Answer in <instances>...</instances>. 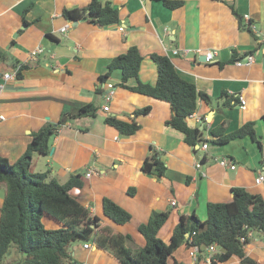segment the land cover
Returning <instances> with one entry per match:
<instances>
[{
  "label": "crops",
  "instance_id": "obj_1",
  "mask_svg": "<svg viewBox=\"0 0 264 264\" xmlns=\"http://www.w3.org/2000/svg\"><path fill=\"white\" fill-rule=\"evenodd\" d=\"M91 1L0 0V83H4L0 93V157L16 163L35 133L57 126L63 114L96 106V117L73 119L59 127L49 154L34 153L31 170L48 172L49 180L61 184L80 175L83 186L74 188L71 195L91 217L104 218L105 198L129 211V223L119 226L106 219L105 224L117 233L130 235L128 247L133 251L144 248L146 240L139 227L155 212L170 214L158 234L169 243L180 216L195 214L205 221L208 204L231 202L235 188L264 200V181L256 184L259 175L264 176V0H182L185 5L176 10L154 0H102L119 10L120 23L107 27L88 20L75 25L63 17L64 9L86 7ZM231 6L245 24L249 16L252 32L241 28ZM65 27L64 33L61 30ZM38 47L44 52L33 60L31 52ZM131 47L145 55L139 73L143 83L155 85L158 80L157 65L150 54H165L183 79L210 96L211 102L200 100L197 111L187 119L204 140L198 154L185 143L181 132L167 126L172 116L168 103L119 87L118 70L106 83L101 82L112 59ZM234 51L239 58L232 62ZM251 51V65L235 64ZM209 52L214 53L212 63L204 60ZM18 65L26 67L21 76L4 81L3 74ZM111 86L115 94L107 104L105 94ZM224 94L234 98L231 107L223 106ZM240 97L246 100L245 109ZM107 105L109 111L103 109ZM147 106L152 108L148 115L134 116L135 111ZM109 116L135 120L141 128L135 135L123 137L105 123ZM249 122L256 123L262 148L249 137L223 145L215 142L213 130L218 126L226 123V133H231ZM205 143L207 149L202 148ZM152 148L167 166L163 177L142 170ZM223 158H229L237 169L221 165ZM90 168L96 174L88 178ZM131 188L136 191L134 196L128 194ZM6 191L2 184L0 220ZM48 218L43 217L48 229L60 227ZM86 243L90 249L84 248ZM244 250L247 257L264 264V234L253 232ZM188 251L182 245L169 263L188 264ZM70 252L72 260L65 264H118L94 242L75 243ZM208 254L204 253L199 264H211ZM223 264L242 263L233 257Z\"/></svg>",
  "mask_w": 264,
  "mask_h": 264
},
{
  "label": "trees",
  "instance_id": "obj_2",
  "mask_svg": "<svg viewBox=\"0 0 264 264\" xmlns=\"http://www.w3.org/2000/svg\"><path fill=\"white\" fill-rule=\"evenodd\" d=\"M154 1L162 2L171 10L185 5L182 0ZM231 8L241 28L252 32L249 24L243 22V17L233 6ZM63 17L71 22L88 20L99 27L120 23L119 10L111 2L102 0H92L88 6L82 8L64 9ZM48 37L54 40L52 35ZM252 53L246 52L243 56ZM237 54L234 51L232 62L239 58ZM150 58L158 69L155 85L143 83L139 78L145 55L137 47H131L126 53L112 59L108 72L100 78L101 82L106 83L111 74L118 70L121 72L119 87L168 103L172 116L166 122L167 126L181 132L185 143L198 154V146L204 140L201 131L191 128L187 119L197 111L200 100L210 103L211 98L199 91L194 83L183 79L167 55L152 53ZM25 68L22 66L20 72ZM20 76L21 74L18 75ZM130 81H134L135 85L131 86ZM224 98L223 106L231 107L234 98L227 94H224ZM151 109L147 106L137 110L134 116H146ZM98 111L96 106L87 105L75 112L63 114L57 126H46L33 135L27 151L14 164L0 157V186L5 184L7 187L1 209L0 264H65L72 260L71 245L78 242H94L113 255L118 264H170V258L182 245L188 248L199 247L200 262L207 248L214 245L217 252L212 254L211 264H223L233 257L239 258L242 264H258L245 254L244 248L250 239L242 242L241 237H247L249 232L264 234V200L245 189L235 188L231 202L209 203L208 218L205 221L195 214L180 216L169 243L159 238L158 234L167 224L170 214L153 213L149 221L139 227V232L146 240L144 248L133 251L128 247L132 241L130 235L117 233L105 224L106 219L119 226L129 223L132 219L129 211L105 198L104 218L91 217L89 210L71 195L74 188L83 186L80 175L71 176L65 184H61L56 180H49L48 172H32L34 153L49 154L51 140L59 127L73 119L96 117ZM262 122L264 124V114ZM105 123L123 137L133 136L141 128L135 120L126 122L115 116L107 117ZM226 129L225 123L213 130L217 144L223 145L249 137L260 145L255 122H249L231 133H226ZM202 162L204 161L201 160ZM142 170L146 174L163 177L167 166L161 154L152 148ZM135 192L131 188L128 194L134 196ZM45 216L57 222L60 227L48 229L43 223ZM9 254L11 255L6 262ZM174 264L181 263L175 261Z\"/></svg>",
  "mask_w": 264,
  "mask_h": 264
},
{
  "label": "built area",
  "instance_id": "obj_3",
  "mask_svg": "<svg viewBox=\"0 0 264 264\" xmlns=\"http://www.w3.org/2000/svg\"><path fill=\"white\" fill-rule=\"evenodd\" d=\"M245 19H246V21H247V24H249L250 29H253V28H254L253 25H252L250 22L248 23V21H249V16H246ZM67 29H68V27H65V28H63L61 31L65 33ZM119 30H120L121 32H124L125 28H124L123 26H120ZM43 52H44V48H43V47H38V48L34 49V50L31 52V58H32L33 60H36L37 57H38L40 54H42ZM213 57H214V53H213V52H209V53L206 55V62H207V63H212V61H213ZM253 62H254V57H253V55H248V56H246L245 59H240V60H238L237 62H235V64H236L237 66H241V65H244V64L251 65ZM22 66H23V65H18V66H16L12 71H10V72H6L5 74H3L2 79H3L4 81H9V80H13V79L18 78V75H19V72H20ZM3 88H4V83H0V93L3 91ZM114 94H115V89H114L113 86H111V87L108 89L107 93L105 94V100H106L107 104L110 103V102L112 101V99H113V97H114ZM240 102H241V104H242V108L245 109V108H246V100L244 99V97H240ZM103 109H104L105 111H109V107H108V105L105 106V107H103ZM191 116H192V115H191ZM191 116H190V117H191ZM202 148H203V149H207V148H208V144L205 143V144L202 146ZM221 165H223V166H225V167H227V168H230V169H232V170L237 169V165H236L234 162H232L229 158H223V159L221 160ZM197 166H198V167L201 166L200 162L197 163ZM93 174H96V173H95V171H94L93 168H90V169L88 170L87 174H86V177L89 178V177H91ZM263 181H264V176H263V175H259V177L256 179V184H260V183H262ZM172 204L175 205L176 202L174 201ZM252 236H253V232H249L247 237H241V241H242V242H245V241L247 240V238H248V239H251ZM84 248H85V249H90V248H91V245H90L89 243H86V244L84 245ZM207 251L209 252L207 258H208V260H210L211 257H212V254H214V253L217 252V248H216V246L212 245V246H210L209 248H207ZM188 254H189V259H190V261H189L188 264H199V263H200V259H199L200 249H199V247L195 246V247H191V248H189Z\"/></svg>",
  "mask_w": 264,
  "mask_h": 264
},
{
  "label": "rangeland",
  "instance_id": "obj_4",
  "mask_svg": "<svg viewBox=\"0 0 264 264\" xmlns=\"http://www.w3.org/2000/svg\"><path fill=\"white\" fill-rule=\"evenodd\" d=\"M48 219L52 220L51 218H48ZM46 221H47V220H46ZM52 221H54V220H52ZM54 223H56V222L54 221ZM10 255H11V254L8 255V257H7V259H6V262H8Z\"/></svg>",
  "mask_w": 264,
  "mask_h": 264
},
{
  "label": "water",
  "instance_id": "obj_5",
  "mask_svg": "<svg viewBox=\"0 0 264 264\" xmlns=\"http://www.w3.org/2000/svg\"><path fill=\"white\" fill-rule=\"evenodd\" d=\"M77 23H78V22H75L74 24L77 25ZM204 60H206V59H204Z\"/></svg>",
  "mask_w": 264,
  "mask_h": 264
}]
</instances>
